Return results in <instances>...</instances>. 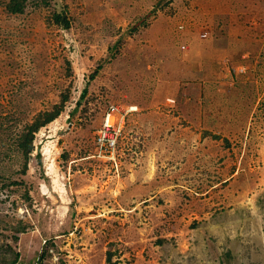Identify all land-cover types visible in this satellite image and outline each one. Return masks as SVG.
<instances>
[{"label":"rangeland","instance_id":"1","mask_svg":"<svg viewBox=\"0 0 264 264\" xmlns=\"http://www.w3.org/2000/svg\"><path fill=\"white\" fill-rule=\"evenodd\" d=\"M16 1L12 13L0 0L1 128L67 101L25 175L0 152V264L33 236L37 264H131L142 248L149 264H264V0ZM189 23L208 47L178 50ZM110 105L136 110L115 160L162 173V192L131 212L150 196H124L115 167L91 158Z\"/></svg>","mask_w":264,"mask_h":264},{"label":"crops","instance_id":"2","mask_svg":"<svg viewBox=\"0 0 264 264\" xmlns=\"http://www.w3.org/2000/svg\"><path fill=\"white\" fill-rule=\"evenodd\" d=\"M180 30H181V32L179 30H177V31H178V33L182 34V36H180L179 34H177V36H176L178 39L177 45H179L178 50L186 53L190 50L192 44L198 40L202 43L203 46H205V47L209 46L208 38L202 36V34L199 31L195 30V28H193V23H191L190 25H187V28L183 25L182 29L180 28ZM191 41H192V43H190ZM181 60L183 61V58H181ZM189 63L192 65L195 64L192 62V60ZM189 63L185 65L186 69H188L187 66L189 65ZM110 106L115 107L117 109V111L113 112L109 116V122L115 121V120L117 121L118 119H121V127H122V122H123L124 117L128 113L132 114V113L136 112V110L135 111L130 110V111L122 113L120 111L119 107H117L115 105H110ZM172 112H174V111H172V110L165 111V113H168V114L172 113ZM107 114H108V108H107V111H106L105 116L103 118V122L105 121ZM158 114L161 115L162 113H158ZM56 120H54L52 123L48 124L47 126L52 125ZM103 122H102V124H103ZM175 126L178 127V123H177V125L175 124ZM46 127H44V128H46ZM171 134H172V132H171ZM92 157L93 156H91V158ZM84 159L85 158H81L79 160H71L70 162L80 163V162L86 161ZM92 161H94V160H92ZM99 161L104 162V163H109L110 165L115 167V172L117 174L116 178H118L119 180L122 179L123 188H124V185L126 182L125 188L123 190L124 196H126L128 198H132V197L141 198V196H140L141 194H143L144 196H150L149 200H147V199L142 200L141 199L139 201H136L133 206L129 207L130 209L128 210V212L135 211L138 208L140 209L141 206L146 207V203L148 201H151L153 199V197L156 196L157 193L162 192V186H161L162 180H161V176H160V174H162V173H161L160 169L157 168L158 165H157L156 160H151L149 167H146V165L144 167L142 166L143 160H122V162H121V160H110V161L99 160ZM124 165H127V166L122 167V173H119V167L124 166ZM69 173H70V176L71 175L73 176V174H75L76 171L74 169H72V171H71V168H70V172H68V175H69ZM147 183H149V185H147ZM157 184H160L159 187H157ZM151 187H153V190ZM150 188H151V191H150ZM116 191H117V189H116ZM43 242H44V239L41 240V238L39 239L37 236H33V238H30L29 243L28 242H24V243L20 242V248H21L20 250L23 251L26 248H29L30 250L28 249L29 253L26 255H24L20 252L21 255H19V259H18L16 264H24L25 261L23 258H25V257H28V258L31 257L30 260H28L29 261L28 264H37L36 263V259H37L36 253L41 248V245ZM23 246H25V248H23ZM26 253H27V251H26ZM148 255L147 256L144 255V248H142V250H134V255H130L133 257L131 264H149L150 261H149ZM20 256L23 258L20 259ZM126 256H127L126 254H123L118 259L121 262V264H126V262H125L126 260L124 261ZM107 260L108 259L106 258V262H104V264H108ZM77 261L82 262V263H84L83 261H85L86 263H89L88 259H85V257H83L82 255L78 256Z\"/></svg>","mask_w":264,"mask_h":264},{"label":"trees","instance_id":"3","mask_svg":"<svg viewBox=\"0 0 264 264\" xmlns=\"http://www.w3.org/2000/svg\"><path fill=\"white\" fill-rule=\"evenodd\" d=\"M45 1V0H44ZM13 4H10L9 12L17 13L21 11L22 4L19 1L11 0ZM49 5V4H45ZM53 19L55 23L60 24L64 28H68L70 25V19L67 14H58L53 12ZM67 101V97H64L60 104L55 105L52 110H44L35 114L28 122H25L23 126L16 132L12 134L10 130L1 128V119H0V133L3 134V138H0V147L3 150H0L5 157H8L7 160L15 158V154L20 156L22 160L21 168L17 174L25 175L27 170L28 161L34 151V140L35 135L48 124L56 120L61 112L64 109V105ZM24 122V121H23ZM7 137V138H5ZM214 138H216L214 136ZM8 140V143L4 141ZM3 142V143H1ZM12 155V157H10ZM11 185H15V182H10ZM15 236L13 237L14 242L18 240V234L25 233V227H17L13 229ZM19 255L14 254L12 261L7 264H16L18 261ZM109 260V256L107 258Z\"/></svg>","mask_w":264,"mask_h":264},{"label":"built area","instance_id":"4","mask_svg":"<svg viewBox=\"0 0 264 264\" xmlns=\"http://www.w3.org/2000/svg\"><path fill=\"white\" fill-rule=\"evenodd\" d=\"M115 111H117L115 107H108V114L105 121L96 132L93 157L108 161L115 160L118 140L122 130L121 119L109 122V116Z\"/></svg>","mask_w":264,"mask_h":264}]
</instances>
